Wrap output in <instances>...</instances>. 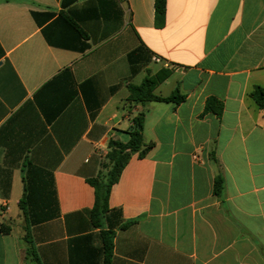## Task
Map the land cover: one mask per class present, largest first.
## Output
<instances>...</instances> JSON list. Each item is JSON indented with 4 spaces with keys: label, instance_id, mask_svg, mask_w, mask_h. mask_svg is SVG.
<instances>
[{
    "label": "crops",
    "instance_id": "0c3cea01",
    "mask_svg": "<svg viewBox=\"0 0 264 264\" xmlns=\"http://www.w3.org/2000/svg\"><path fill=\"white\" fill-rule=\"evenodd\" d=\"M257 86L264 0H167L163 23L155 0H0V264H105L109 231L111 264H264ZM142 115L96 226L91 181Z\"/></svg>",
    "mask_w": 264,
    "mask_h": 264
},
{
    "label": "trees",
    "instance_id": "16d2710c",
    "mask_svg": "<svg viewBox=\"0 0 264 264\" xmlns=\"http://www.w3.org/2000/svg\"><path fill=\"white\" fill-rule=\"evenodd\" d=\"M166 6L167 0H155L156 14L161 23L165 20L166 14ZM33 16L35 20H38L39 14L33 12ZM165 77H159L154 81L153 79L147 78L145 82L137 87L130 86V91L132 94L140 99L150 98L152 95V91L155 86L161 83ZM251 98L256 102V104L264 109V88L255 87V89L250 94ZM160 101L165 102H179L185 100L184 96H181L179 93L168 97V98H158ZM221 109V108H220ZM208 110H212V101L208 103ZM218 113H221L219 110ZM143 125H144V116H138L135 119V125L132 127L130 131V141L126 144H123L118 141H111L110 153L108 154V160L111 165V169L108 172L107 179L97 178L91 181V184L95 187L96 200L95 205L92 210V218L94 220V224L96 226H101L107 214L110 212V193L113 186L119 181L121 173L125 166L128 164L131 156L134 153L140 152L141 156H144L147 151L151 148V146L143 148L144 145V136H143ZM223 189V182L221 179L218 180L217 183V192L220 193ZM21 208H24L21 204ZM130 224V223H129ZM128 225V224H127ZM2 231L5 233H9L11 231L10 227H1ZM115 233L113 232H105L104 233V245L106 251V262L105 264H111V258L113 255V237ZM27 242L28 237H26Z\"/></svg>",
    "mask_w": 264,
    "mask_h": 264
},
{
    "label": "built area",
    "instance_id": "2783aa9c",
    "mask_svg": "<svg viewBox=\"0 0 264 264\" xmlns=\"http://www.w3.org/2000/svg\"><path fill=\"white\" fill-rule=\"evenodd\" d=\"M155 60L160 61L159 58H156ZM195 159L198 160V156L195 155Z\"/></svg>",
    "mask_w": 264,
    "mask_h": 264
}]
</instances>
